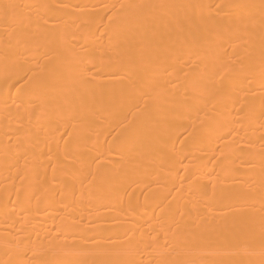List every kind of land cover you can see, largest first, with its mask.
<instances>
[{
	"label": "bare ground",
	"instance_id": "6f19581e",
	"mask_svg": "<svg viewBox=\"0 0 264 264\" xmlns=\"http://www.w3.org/2000/svg\"><path fill=\"white\" fill-rule=\"evenodd\" d=\"M0 264H264V0H0Z\"/></svg>",
	"mask_w": 264,
	"mask_h": 264
}]
</instances>
